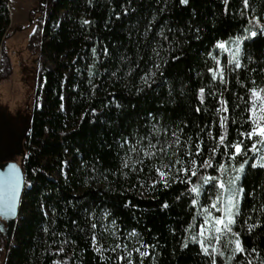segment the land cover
Instances as JSON below:
<instances>
[{"label":"trees","instance_id":"16d2710c","mask_svg":"<svg viewBox=\"0 0 264 264\" xmlns=\"http://www.w3.org/2000/svg\"><path fill=\"white\" fill-rule=\"evenodd\" d=\"M61 12L69 18L59 23ZM30 17L36 28L28 47L41 57L39 105L17 160L26 179L20 208L25 217L16 221L14 234L0 214V260L125 264L116 259L125 256L122 247L113 251L116 243L128 246L139 240L152 246L146 248L150 255L143 264H206L208 257L191 240L202 224L206 194L193 206L194 194L187 193L191 183L173 180L164 187L156 172L161 167L157 157L168 163L169 157L183 155L181 148L172 156L178 147H169L173 132L182 142L201 138L203 156H208L212 140L207 126L213 136L219 135L218 117L213 116L219 105L211 96L201 105L202 86L214 84L228 101L229 141L249 127L244 111L248 89L264 87V35L242 40V68L227 73L226 86L212 81L208 69L215 70L218 60L231 67L217 42L230 45L247 36L244 29L254 26L248 20H264V0H248L247 8L243 0H39ZM10 24V0H0V81L12 74L4 49ZM44 58L52 60L53 69ZM197 107L209 111L197 112ZM149 143L156 147L149 148ZM183 159L187 164L190 157ZM215 159L227 161L219 152ZM66 162L67 178L56 179ZM251 162L241 177V213L233 229L240 232L251 264H262L264 169L251 168ZM200 171L220 175L212 168ZM192 181L202 185L199 177ZM104 221L115 236L108 237L111 248L102 255L93 237L101 238L98 230ZM228 254L217 257V264H224ZM140 259L134 256L133 264ZM237 262L247 264L242 255Z\"/></svg>","mask_w":264,"mask_h":264},{"label":"snow or ice","instance_id":"6c2138e0","mask_svg":"<svg viewBox=\"0 0 264 264\" xmlns=\"http://www.w3.org/2000/svg\"><path fill=\"white\" fill-rule=\"evenodd\" d=\"M224 2L227 4L228 0H224ZM181 3H187V0H181ZM243 3L247 8L248 0H243ZM241 15H244V13L242 12ZM84 23H88V21H84ZM248 24L254 25L253 27H246L244 29L248 35L237 37L233 41L235 47L232 52V59L228 61L231 67L221 68L219 61H217L216 70L212 68L208 69V71L212 73V81H219L220 84L226 86L228 83L227 73L242 68L240 59L241 41L251 40L257 37L258 34L264 35V20L253 17L248 20ZM217 47L221 50H226V43L217 42ZM93 51L95 52V49H93ZM206 87L208 89L207 93ZM206 87L202 86L199 88L198 98L201 105H204L206 96L217 97L216 103H218L219 106L215 108L213 116L218 117L220 129L219 135L213 136L211 125L207 126V135L209 139L212 140V147L208 156L206 158L203 156V141L201 138L198 137L193 141L192 138L189 137L186 141L182 142L177 133L173 132L172 135L175 139L169 143V147L172 145L178 147L173 151L172 156H175L176 152L181 148L184 149L183 155L174 160L169 157L168 163H165L162 158L157 157L160 159L161 167L157 168L156 172L163 181L164 187H168V177L173 168L176 169V172L183 173L184 176H187V181H184L180 176H176L175 179L192 184V187L187 190V193L194 194L191 199L193 206L199 204V197L202 194H206V206H202L201 208L204 213L203 223L199 226L198 233L191 237L192 242L198 243L201 252L208 257L206 264H217V257L223 259L226 253L229 254L224 264H234V262L238 264V255L244 256L247 264H251V259H249L248 255H245L248 253V249L242 244L240 239L241 234L238 231H234L233 226L237 223V217H239L241 213V200L243 198L244 187L240 181L242 175L246 174L245 168L246 165L249 164V159H252L251 168L259 167L264 169V155L261 154V150L264 149V87L257 86L248 89V98L245 101L244 111L248 114L247 121L249 127L246 130L239 131L237 138L231 141L227 139V126L229 122L228 101L224 99L223 94L219 92V89L216 88L214 84H209ZM226 90L227 88L225 87V91ZM238 99L243 100L244 97H238ZM233 107H238V105H234ZM202 110L206 113L209 111L207 107L203 109L200 107L196 108L197 112H201ZM232 123H236L235 118L232 119ZM178 131L182 132L183 129H178ZM203 131H205V129H201V132ZM247 142H250V144ZM166 143L168 142L166 141ZM188 144H192L193 148H187L186 145ZM148 147L155 148L156 145L149 143ZM132 150L135 151V149ZM159 151L167 155L164 148L159 149ZM218 152L221 157H227L226 162L215 159ZM145 154L149 156L156 155L154 152H146ZM249 154H251V157ZM183 156L190 157L187 164L191 165V168L186 166ZM232 161L236 163H229ZM177 165H180V167H176ZM127 166L128 165L125 164V167ZM209 168H212L213 171L220 172V175L212 176L206 174V171H200V169L207 170ZM163 169H167V171ZM192 177H199L202 180V185H208L210 187L206 189L202 185L194 183ZM17 188L18 181L11 189L13 200L15 199ZM209 201H211L210 205H208ZM164 207H167V204H165ZM9 210H11V201ZM214 212L219 213V215H214ZM92 227L95 228L96 225L93 224ZM189 227L191 228L192 225H189ZM248 227L251 229L255 226L248 225ZM93 239H95V237H93ZM217 245H221V247H217ZM187 246L186 242L183 247ZM121 247L126 249L127 245L122 246L121 244H117L113 251ZM142 247L147 248L152 246L143 245ZM97 251L100 250L97 249ZM134 251L141 257L139 264H143V258L150 255L148 251H142L140 248H135ZM253 251L255 250L253 249ZM131 256L132 253L128 252L127 256H117L116 259L118 261H125V264H133ZM262 264H264V262H262Z\"/></svg>","mask_w":264,"mask_h":264},{"label":"rangeland","instance_id":"374dc122","mask_svg":"<svg viewBox=\"0 0 264 264\" xmlns=\"http://www.w3.org/2000/svg\"><path fill=\"white\" fill-rule=\"evenodd\" d=\"M38 2L39 0H10L11 24L7 31L4 49L11 62L12 74L8 79L0 81V162L4 163H17V160L23 154L25 137L31 124L32 114L36 105H39V102L37 103V77L41 57L28 47L29 40L36 28V21L30 17V13L38 6ZM68 18L67 12H61L58 16L59 23ZM234 47L235 45L232 42L230 45H226V50H222L226 59H232ZM218 61L220 67L224 68L223 61ZM44 62L48 69H53L54 63L52 60L44 58ZM68 79L69 75L66 77V82ZM261 154L264 155V149L261 150ZM126 164L129 166L130 162L128 161ZM186 166L192 167L188 164ZM67 167L68 163L66 162L61 173H56L54 177L56 179L67 178ZM176 167H180V165ZM163 170L167 171V169ZM176 176H180L182 179L184 177L188 178L183 173L176 172V169L173 168L169 174L168 183L176 180ZM210 203L211 201L208 202V205ZM200 212L203 223L204 213L202 210ZM45 214L47 217H51L49 211L46 210ZM214 215H219V213L214 212ZM24 217L25 215L20 210L18 219ZM18 226L19 222L16 223L14 234ZM98 233L101 238L96 237L94 245L96 249L100 250L98 252L104 255L111 248L106 241L109 240V236H115V232L113 226L104 221ZM116 244H122L123 246V243L117 242ZM142 246L139 240H132V243L126 249L124 247L122 249L125 256L128 252H131L132 259L136 255L139 256L134 251L135 248L147 251ZM217 247H221V245H217ZM0 264H8V261L2 262L0 260Z\"/></svg>","mask_w":264,"mask_h":264},{"label":"water","instance_id":"95a60500","mask_svg":"<svg viewBox=\"0 0 264 264\" xmlns=\"http://www.w3.org/2000/svg\"><path fill=\"white\" fill-rule=\"evenodd\" d=\"M18 181L15 199H12L11 189ZM26 179L17 163L0 162V214L8 222L11 232L15 230L20 208L24 198ZM11 201V210L9 204ZM9 240L7 248L10 247Z\"/></svg>","mask_w":264,"mask_h":264}]
</instances>
